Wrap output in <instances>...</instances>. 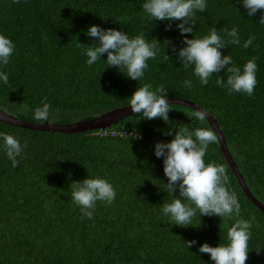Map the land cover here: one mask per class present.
<instances>
[{
  "label": "trees",
  "instance_id": "16d2710c",
  "mask_svg": "<svg viewBox=\"0 0 264 264\" xmlns=\"http://www.w3.org/2000/svg\"><path fill=\"white\" fill-rule=\"evenodd\" d=\"M145 0H0V35L13 41L9 63L0 65L9 82L0 81V108L34 123V109L47 103L49 122L71 124L92 119L128 104L144 83L153 90L163 86L168 98L193 101L209 111L220 124L233 158L256 198L264 204V13L249 17L242 0H206L207 9L197 13L188 39L202 38L215 27L237 28L240 45L220 49L243 68L256 58L257 84L253 96L229 94L217 86L226 82V69L203 86L193 69H185L177 55L184 47L176 28L180 21H153L142 8ZM123 18V19H119ZM119 19V23L116 21ZM171 23V29L166 26ZM124 31L130 38L141 32L161 43L155 59L139 81L101 61L88 66L78 43L90 46V26ZM254 35L252 45L243 43ZM170 41V45H165ZM164 54L171 59L165 60ZM123 71V70H122ZM192 80L188 89L183 81ZM168 121L147 120L133 114L106 130L58 133L13 126L0 121V132L14 136L27 147L12 167L0 139V264H214L200 253L203 243L227 244L233 218L197 216L190 225H174L163 215V203L173 200L167 191L163 159L154 155L157 142H170L179 126L210 128L193 116L194 110L170 105ZM169 129L172 135H164ZM213 130V129H212ZM133 132L141 139H132ZM205 163L226 167L229 191L241 205L240 218L255 217L248 241L246 264H264V212L247 197L220 149L210 144ZM104 178L117 195L108 205L98 201L92 219L82 217L73 202L72 183ZM179 197L177 190L174 193ZM187 203V201H183ZM195 240L188 248L184 242ZM143 253V257L141 256Z\"/></svg>",
  "mask_w": 264,
  "mask_h": 264
},
{
  "label": "clouds",
  "instance_id": "9594fccd",
  "mask_svg": "<svg viewBox=\"0 0 264 264\" xmlns=\"http://www.w3.org/2000/svg\"><path fill=\"white\" fill-rule=\"evenodd\" d=\"M19 3V0H13ZM243 7L247 10L249 17L258 11L264 13V0H242ZM143 11L153 21H180L176 24L182 36L193 33L197 13H203L207 9L206 0H145L142 5ZM123 19V18H119ZM119 19L116 21L119 23ZM259 23L264 25V14L260 16ZM171 29V23L166 30ZM225 37L213 27L208 35L202 38L185 39L182 41L184 47L178 51L175 46L171 51L175 53L185 69L192 68L194 75L199 78L201 85L206 86L209 79L222 70L226 69L227 80L217 76V86L225 87L229 94L242 93L251 97L257 84L256 58L248 60L243 68L234 64L230 55H222L220 49L228 45H240V37L237 28L230 31L223 29ZM86 35L94 39L95 43L90 46L81 45L87 57L88 66L101 61V57L107 55L104 61L109 68H117L121 73L133 81H139L144 76V70L148 68L147 61L155 59L161 47V43L155 39H146L145 34L131 37L124 31L114 29H102L99 26H90ZM254 35L243 43L242 47L249 48ZM165 41V45H170ZM15 45L13 41L0 35V65H7L13 54ZM164 59H171L164 54ZM123 70V71H122ZM0 81L5 85L9 79L7 73L0 71ZM188 89L193 87L192 80L183 81ZM167 91L163 86L156 87L150 83H144L128 99L129 107L134 114H141L144 119H162L168 121L169 102ZM50 105L45 103L42 107L34 109L33 119L37 121H48L50 116ZM196 120L205 121L208 114L202 109L193 112ZM106 130V129H105ZM164 135H172L169 129ZM132 139H141L138 133L133 132ZM3 149L12 162V167L18 166V156L27 147L25 142L21 143L14 136L0 132ZM218 136L210 128H195L189 130L187 126H179L174 138L168 142H157L154 146V155L163 159V171L167 177V191L173 195V200L163 203L161 211L163 215L170 217L174 225H190L199 212L200 216H217L220 218H233L235 222L227 231V244H219L211 247L203 243L198 251L208 254L214 264H246L248 259V241L255 223V217L251 216L245 220L240 218L241 205L234 191H229V177L226 167L215 162L205 163L204 157L210 144L216 143ZM178 190L179 197L174 193ZM116 191L112 184L106 179L96 177L87 178L81 182L72 183L71 196L73 202L80 206L82 217L92 219L95 206L98 201L111 205L116 199ZM187 201V203L183 202ZM196 241L184 242L191 248ZM143 257V253H141Z\"/></svg>",
  "mask_w": 264,
  "mask_h": 264
},
{
  "label": "water",
  "instance_id": "95a60500",
  "mask_svg": "<svg viewBox=\"0 0 264 264\" xmlns=\"http://www.w3.org/2000/svg\"><path fill=\"white\" fill-rule=\"evenodd\" d=\"M169 105H183L189 107L193 110L202 109L207 114V121L209 122L212 129L218 136V140L220 143V149L225 159L227 160L232 172L237 177L239 185L243 188L247 197L256 205L262 212H264V204L260 202L256 196L252 193L249 188L243 174L240 172L233 155L229 149L225 134L220 127L217 119L204 107L201 105L182 98H168ZM132 113L129 105L114 108L106 113L98 115L92 119L78 121L71 124H52L49 121H45L43 123H34L30 121H25L19 119L9 113H7L4 109L0 108V121L6 124H10L17 127L44 131V132H58V133H74V132H87L93 130H105L107 128H111L114 125H117L123 119L132 116Z\"/></svg>",
  "mask_w": 264,
  "mask_h": 264
}]
</instances>
